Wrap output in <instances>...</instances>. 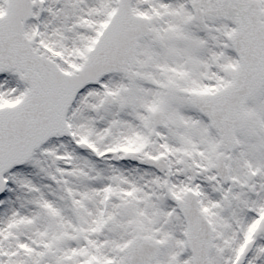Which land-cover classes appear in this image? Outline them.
Instances as JSON below:
<instances>
[{
    "label": "rangeland",
    "instance_id": "1",
    "mask_svg": "<svg viewBox=\"0 0 264 264\" xmlns=\"http://www.w3.org/2000/svg\"><path fill=\"white\" fill-rule=\"evenodd\" d=\"M43 2L26 34L39 27L35 48L74 73L118 0ZM133 11L147 16L150 27L139 43L133 80L113 74L87 86L66 117L72 136L48 141L5 175L0 264H130L124 246L138 236L159 244L151 264H192L175 202L188 189L198 194L214 231L210 264H235L251 241L242 264H264V232L254 236L264 216V80L244 100L246 124L230 159L233 183L199 177L190 188L178 161L188 155L207 167L223 147L187 92L212 93L232 82L239 66L230 39L234 25L186 0H134ZM26 90L12 72L0 74V106L19 102ZM154 113L163 126L151 136ZM82 141L96 155L77 146ZM128 150L166 155L170 179L127 160Z\"/></svg>",
    "mask_w": 264,
    "mask_h": 264
},
{
    "label": "water",
    "instance_id": "2",
    "mask_svg": "<svg viewBox=\"0 0 264 264\" xmlns=\"http://www.w3.org/2000/svg\"><path fill=\"white\" fill-rule=\"evenodd\" d=\"M29 0H10L8 13L0 18V72L15 69L20 80L29 86L25 99L16 107L0 110V183L2 175L15 165L23 164L33 151L49 138L69 135L64 118L78 91L89 83L112 72L126 73L131 78L137 41L150 34L148 20L131 13L132 0H120L117 12L100 36L96 46L89 53L84 66L77 75L59 74L47 59L32 52V44L25 41L22 30L31 16ZM213 1V2H211ZM219 2V3H218ZM194 7L217 10L235 24L231 40L235 47L240 67L235 80L213 94L188 93L194 104L220 134V143L228 156L219 154L215 163L199 168L187 161L186 156L178 162L182 173H189L190 186L196 176L212 170L216 176L208 179L231 183V166L225 161L237 148L236 132L245 125L244 98L257 90L264 79V10L255 0H194ZM129 69V70H127ZM153 133L162 125L161 116L154 115ZM152 133V134H153ZM87 149V146L81 145ZM135 154H127L135 159ZM165 159V161H163ZM149 166L159 172H166L167 158L145 159ZM187 224V243L193 255V264H209L213 244V230L210 223L199 211L197 195L187 191L183 200L176 199ZM264 232V219L256 235ZM249 243L237 264H242L252 249ZM157 246L141 238L127 245V259L133 264H149L155 257Z\"/></svg>",
    "mask_w": 264,
    "mask_h": 264
}]
</instances>
